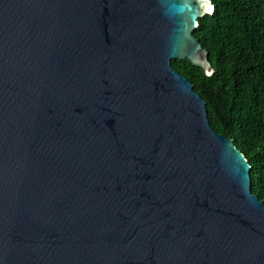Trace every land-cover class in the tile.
Returning a JSON list of instances; mask_svg holds the SVG:
<instances>
[{"label":"water","instance_id":"1","mask_svg":"<svg viewBox=\"0 0 264 264\" xmlns=\"http://www.w3.org/2000/svg\"><path fill=\"white\" fill-rule=\"evenodd\" d=\"M210 0H0V264H264L250 166L170 62L213 69Z\"/></svg>","mask_w":264,"mask_h":264},{"label":"trees","instance_id":"2","mask_svg":"<svg viewBox=\"0 0 264 264\" xmlns=\"http://www.w3.org/2000/svg\"><path fill=\"white\" fill-rule=\"evenodd\" d=\"M192 35L207 50L205 76L186 59L172 69L205 102L211 129L232 142L250 166V191L264 203V0H210Z\"/></svg>","mask_w":264,"mask_h":264}]
</instances>
